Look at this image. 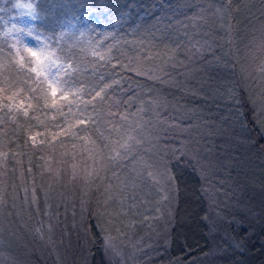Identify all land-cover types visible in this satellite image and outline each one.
<instances>
[{"label":"trees","instance_id":"16d2710c","mask_svg":"<svg viewBox=\"0 0 264 264\" xmlns=\"http://www.w3.org/2000/svg\"><path fill=\"white\" fill-rule=\"evenodd\" d=\"M72 2H83L86 8L77 12L69 10L65 21L71 20L75 25L71 29L73 32L90 24L95 31L90 29L87 35L92 37L102 32H115L130 41L143 39L147 43L148 38L141 32L133 33V22L141 23L142 19L151 23L152 13L163 14L156 0ZM200 5L208 8L209 0H167L164 9L176 10L174 27L163 43L159 39L152 41V53L163 54L164 44H168L178 47L176 59L187 63L185 49L188 36L185 32L199 31L202 34L211 31L216 41V56L222 57L219 64L211 66L212 75L204 71L203 61H193L187 71L184 68H169L175 77L174 84L161 85L140 80V87L136 88V92L140 93L136 105L146 99L148 89H152L154 98L167 102L168 114L171 115L179 105L183 117L190 118L195 126L191 133L177 135L175 142L160 146L180 149L182 142L189 144L184 159H178L177 152L164 161L172 178V192L168 200L171 213L169 222H166L164 253L158 256V263L155 264H164V260L189 263L202 257L210 246L209 229L204 217L207 203L203 188L209 184L224 191L232 185L241 188L240 180L247 181L244 184L247 193L258 188L260 197L252 207L258 218L234 216L239 222L237 225L223 219L218 228L235 241L242 239L244 242L242 253L237 250L232 253V264H243L244 259L248 260L246 264H264V134L253 130V121L264 119V71L261 70L264 59V0H234L223 12L214 16L209 13L206 26L197 29L186 16H192V10L198 11ZM220 6V2L211 4L213 9ZM3 7L10 9L11 5L0 0V8ZM88 8L91 12L85 17L83 12ZM121 11L127 14L126 17L121 18ZM10 15H15V12H0V18L7 21V24L0 23V32L11 28L12 23H20L10 20ZM138 16L141 19H137ZM117 20L121 23L118 24ZM184 25H187L186 30ZM229 37L231 43L228 42ZM126 47L133 48L129 55H136L134 46ZM0 73V80L7 78V83L16 84L14 91L21 87L22 79L18 78L14 68H2ZM117 95L121 100L127 99V95ZM124 107L121 105V110ZM129 110L136 109L131 107ZM35 115L39 120H32L33 127L19 137L14 124L0 127V153L15 154L10 155L7 162L0 159V195L4 199L3 205H0V264H114L105 258L101 231L103 218L98 220L95 213L101 212L105 217L106 212H114L118 204L116 201H134L141 193L146 198L149 191L154 192L151 180L145 176L137 179L135 186L128 183L124 187L121 181L125 177L136 176L140 172L139 168L133 169L136 161L131 160L109 171L101 187L97 186L99 182L89 187L82 180H71V165L76 164L83 169L86 162L91 164L86 152L82 151L81 142L75 141L76 147L73 148V141L61 137L65 139L63 146L56 142L41 145L40 141L51 140L49 134L55 131L51 127L55 123L52 119L54 113H46L42 109ZM149 116L151 113L145 119ZM241 123L246 127L241 128ZM28 136H36L35 150L31 140L24 146L23 141ZM192 137L196 140L193 141ZM194 149L200 152V164L195 167L189 163ZM73 156L75 159H72ZM150 157L159 159L153 146L144 143L139 148L137 159L148 160ZM109 185L110 191L106 193L104 188ZM24 187L29 191L34 187L39 189L38 204L30 207L23 203ZM109 196L111 199L105 205L104 200ZM81 201H84L83 205ZM80 206L83 208L81 232L74 227L77 224H71L69 212L72 208L77 214ZM49 214H54L53 238L67 239L62 243L64 252L60 255L62 249H59L57 256L50 252L46 231L36 223L39 216L43 220L49 218ZM37 228L42 231L36 232Z\"/></svg>","mask_w":264,"mask_h":264},{"label":"snow or ice","instance_id":"6c2138e0","mask_svg":"<svg viewBox=\"0 0 264 264\" xmlns=\"http://www.w3.org/2000/svg\"><path fill=\"white\" fill-rule=\"evenodd\" d=\"M156 2L163 14L152 13L151 23L139 16L137 19H141V23L133 22V33L141 32L148 38L145 43L143 39L130 41L115 32L88 36L90 24L87 28H77L73 32L71 29L75 25L71 20L66 22L65 18L69 10L77 12L85 9L83 2L74 4L72 0H5L11 8H0V12L14 11L15 15H10L9 19L20 23H12L11 28L0 32V69L14 68L18 78L22 79V85L14 91L17 88L15 83H7V78L0 80V127L14 124L19 137L33 127L32 120H39L36 113L42 109L46 113H54L52 119L55 123L51 127L55 131L49 134L51 140L42 139L40 144L56 142L63 146L65 139L61 137H64L73 141L72 146L75 148V141H80L82 151L86 152L87 160L91 161V164L86 162L83 169L76 164L71 165V180H82L89 187L99 182L97 186L101 187L109 171L120 168L125 161H136L133 169L139 168V174L125 177L121 183L124 187L128 183L135 186L137 179L146 176L160 197L159 203H163L170 199L172 192V178L164 161L177 152V158L184 159L189 144L182 142L180 149L160 146L175 142L177 135L191 133L195 126L190 118L183 117L179 105L171 115L168 114L167 102L154 98L152 89H148L147 98L136 105L135 101L140 96L136 88L140 87V80L161 85L174 84L175 77L169 68H184L187 71L193 61H203L204 71L211 76V66L219 64L222 57L216 56V41L212 38L211 31L202 34L199 31L191 34L185 32L188 36L185 49L187 63L177 60L179 48L168 44H164L163 54H153L152 41L159 39L163 43L168 39L176 16V10L164 9L167 0ZM216 2H220L221 6L213 9L211 4ZM233 2L234 0H209L208 8L203 5L199 6L198 11L190 8L193 14L186 16V19L195 28H203L210 19L209 13L213 16L221 13ZM90 12L91 8H88L83 15L87 17ZM119 15L124 18L127 14L121 11ZM0 23L7 24V21L0 18ZM117 23H121V20H117ZM184 27L186 30L187 25ZM228 42L231 43L230 37ZM126 46H134L136 55H129L133 48ZM118 93L120 96L127 95V99L121 100ZM121 105L125 106L123 110ZM131 107L136 110L130 111ZM148 113L151 116L145 119ZM253 123V130L264 134V119L254 120ZM244 127L246 125L241 123V128ZM29 140L33 142L35 150L36 136H28L23 141L25 147ZM192 140L195 141L196 137H192ZM144 143L153 146L155 156L159 159H137L139 148ZM198 148L197 144L196 149ZM196 149L189 158V163L194 167L200 164V152ZM10 155L15 154L0 153V159L7 162ZM117 179L120 177L117 176ZM110 187H105L104 191L109 192ZM22 190L23 203L30 207L38 204L39 189L34 187L29 191L24 187ZM109 199L111 196L104 200L105 205ZM3 203V196L0 195V205ZM103 215L101 212L95 213L98 220H102ZM35 231L41 232L42 229L37 228ZM101 231H105L103 225ZM243 245L241 239L231 246L242 253ZM105 246L109 251L112 250L110 243Z\"/></svg>","mask_w":264,"mask_h":264},{"label":"rangeland","instance_id":"374dc122","mask_svg":"<svg viewBox=\"0 0 264 264\" xmlns=\"http://www.w3.org/2000/svg\"><path fill=\"white\" fill-rule=\"evenodd\" d=\"M262 69H264V59L261 63ZM240 184L241 188L232 185L225 191L210 184L203 188L202 193L206 196L207 203L204 217L210 236L208 250L202 257L197 260L193 259L189 263L164 260V264H173V262L175 264H232V253H235L236 250L231 245L236 241L218 226L223 223V219L225 222L237 225L239 222L234 219V216L258 218L252 209L256 205V199L258 200L260 197L258 188L253 187V192L247 193L244 186L247 181L240 180ZM151 187L154 188L153 185ZM141 194L134 201H116L118 204L115 206L114 212H106V216L101 221L105 228V231H102L104 254L111 263L155 264L158 263V256L164 253L167 240L166 222H169L171 213L170 201L159 203L160 197L155 189L154 192L149 191L146 198ZM43 202L48 203L49 201ZM69 212L71 213V224H77L74 227L81 232V206L78 208L77 214L73 213L72 208ZM54 214H49V218L43 220L42 216H39L36 223L46 231V242L50 246V252L57 256L58 250L63 247L62 243L67 239L53 238ZM51 243L53 244L51 245ZM108 243L111 245V251L105 246ZM63 252L62 249L59 254L61 255ZM242 262L246 264L248 260L244 259Z\"/></svg>","mask_w":264,"mask_h":264}]
</instances>
